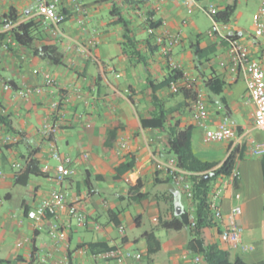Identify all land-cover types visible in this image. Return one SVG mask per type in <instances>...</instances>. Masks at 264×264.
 Instances as JSON below:
<instances>
[{
    "label": "crops",
    "instance_id": "crops-1",
    "mask_svg": "<svg viewBox=\"0 0 264 264\" xmlns=\"http://www.w3.org/2000/svg\"><path fill=\"white\" fill-rule=\"evenodd\" d=\"M42 1H56L58 12L66 16L58 28L43 20L38 41L60 46L65 51L63 64L52 65L34 56L31 49L0 39V116H6L15 129L0 123V133L20 136L16 144L0 145V260L4 264H36L39 257L53 252L45 264L63 255L70 257L71 264H207L203 248L215 244L228 251L231 259L241 257L249 264H264V156H255L250 150L254 143L264 142V132L254 125L255 106L249 100L245 78L230 71L226 44L207 34L211 27L201 31L193 19L202 11L195 2L203 5L205 0H151L142 9H150L154 20L161 21L159 32L181 34L171 54L184 76L178 83L184 86L188 80L191 88L178 93H173L170 85L158 87L172 69L160 46L148 49L143 21L124 7L123 0L114 1L131 20L136 37L143 40L140 50L145 62L122 54L123 29L112 24L110 15L113 0H0V17L15 8L20 22L27 21L37 17V5ZM211 2L222 9L235 0ZM78 6L86 12L78 11ZM228 25L264 64V50L254 37L244 38L237 25L230 21ZM92 40L95 45H90ZM80 45L88 46L90 54L80 53ZM43 71L50 72L58 85L45 87L27 99L19 97V89L44 85ZM4 83L12 89L5 90ZM195 91L206 95L210 113L207 126L214 128L227 121L237 131L234 140H206L204 126L193 120ZM66 96L70 99L64 106L61 129L48 140L41 134L42 124L52 118V101ZM161 108L165 126H192L193 151L203 161L223 162L234 146L245 149L237 184L225 186L223 178L215 184L222 188L217 199L222 217L203 228L199 236L190 226L180 230L160 227L163 220L186 215L191 221L195 215L192 200L167 172L156 168L157 161L172 156L166 132L142 124ZM51 142L75 161L74 175L63 182L55 178ZM86 152L88 159L83 157ZM28 156L38 160L42 175H33L26 185H20L16 176ZM131 162L133 166L128 168ZM57 190L85 209L86 221L79 224L62 214L57 219L49 217L36 229L27 213ZM236 206L242 208L237 222L243 229V240L254 246L249 252L231 248L221 239V232L230 223L229 212ZM111 211L118 213L123 234L111 220ZM56 220L68 235L67 251L55 249L48 235L49 225ZM97 225L100 228L96 229ZM151 230L161 242V249L153 255L142 237ZM20 241L22 246H18ZM117 249L139 252L142 259L125 257L119 262L96 257Z\"/></svg>",
    "mask_w": 264,
    "mask_h": 264
},
{
    "label": "built area",
    "instance_id": "built-area-1",
    "mask_svg": "<svg viewBox=\"0 0 264 264\" xmlns=\"http://www.w3.org/2000/svg\"><path fill=\"white\" fill-rule=\"evenodd\" d=\"M196 6L204 11L211 20V28L207 32L209 36L218 37L224 42L228 48V56L230 63V71L232 73L241 74L246 81L247 92L249 100L254 104V125L258 129L264 132V64L261 60L256 58L250 48L242 41L241 37L237 35L235 31L229 30L228 23H223L217 20L216 15L220 11V8L211 2L207 5H202L200 2H195ZM37 16H40L45 22H48L58 28L66 20V16L58 12L56 1H42L37 5ZM78 11L85 13L83 7L78 6ZM137 15L142 21L149 19V15L146 10H138ZM19 22H14L8 17H4L0 20V34L8 33L18 25ZM253 37L264 50V0H261L257 12L253 18ZM147 33L153 35L154 42L160 46L162 54L166 57L168 64L172 71H181V66L176 63L172 57V49L175 45L179 44L181 40L180 33H171L168 31L159 32L158 28L148 26ZM10 42L14 40L8 39ZM96 41H90V45H95ZM80 53L89 55L90 48L86 45H80L78 47ZM44 85L43 86H26L25 88L17 90V95L21 98H29L33 93H41L45 87H54L58 85V80L48 71H43ZM184 76H182L183 78ZM185 85L181 86L178 81H172L170 88L173 93H178L183 88H191V84L188 80L185 81ZM5 90H11L12 87L9 83H4ZM70 96H66L63 100H53L51 103L52 118L43 122L41 127V134L44 138L51 140L61 129L62 117L64 116V106L67 105ZM210 113L208 109L206 95L202 91H197L193 100V120L200 126L205 128V137L207 141L219 142V141H232L237 136L235 127L227 121H221L214 128L207 126ZM20 140L18 134L13 133H0V145H12L16 144ZM51 157L56 160L55 166V178L58 182H63L65 179L71 177L75 173L74 159L69 154L61 153L57 146L51 142ZM251 153L255 156H264V142L254 143L251 148ZM85 159L89 158V153L83 155ZM19 166V165H18ZM156 168L167 172L175 184L186 193L188 198L192 199L191 186L189 181V174L178 167L176 158L171 157L157 161ZM240 170H235L230 177H225L224 185H232L235 179L240 178ZM0 175L3 176V172L0 171ZM222 188L220 186L214 187L210 194L211 210L214 219L222 217V209L217 204V199L221 194ZM242 213V208L236 206L229 212L230 223L221 232V239L224 243L228 244L231 248L239 249L244 252H249L254 249V246L245 243L243 240V229L238 224L237 218ZM62 214H66L75 222L81 224L87 219L85 209L78 202H71L68 200L66 194L60 190L52 192L51 196L43 200L35 208L27 213V217L33 221L36 229H41L43 224L49 217L58 218ZM192 225L195 224V215L191 217ZM100 228L99 225L96 229ZM120 232L123 234L125 228L123 225L119 227ZM48 235L52 241L53 246L57 250L69 249V240L66 230L58 220L51 223L48 227ZM23 241L18 242V246H22ZM53 252H49L46 255L39 257L36 264H45L53 257ZM96 257L100 259L116 258L119 262H123L125 257H132L137 260L142 259L141 253H130L122 251L121 249L105 251L98 253ZM200 261V257L196 258ZM71 264V259L68 255H63L56 262L52 261L50 264ZM25 264H31L26 262Z\"/></svg>",
    "mask_w": 264,
    "mask_h": 264
},
{
    "label": "trees",
    "instance_id": "trees-1",
    "mask_svg": "<svg viewBox=\"0 0 264 264\" xmlns=\"http://www.w3.org/2000/svg\"><path fill=\"white\" fill-rule=\"evenodd\" d=\"M150 1L151 0H123V5L127 7V10H133L137 13L138 10L147 8ZM235 8V3L226 5L224 8L220 9L216 15L217 20L228 23L235 12ZM145 10L149 15V19L143 21V28L145 31H147L148 26L158 28L161 25V21L154 20V13L150 9ZM110 15L112 17V24L121 25L123 29L122 40L120 42L122 54L126 55L129 59L145 62V56L140 50V44L143 40L136 37L135 30L131 25V20L125 16L122 6H119L114 0ZM4 17H8L14 22L19 23L10 32L1 33V40H14L18 46L31 49L34 56H38L52 65H61L64 63L65 51L60 46L55 43H38L39 33L43 28V19L40 16L20 22L17 10L11 8L8 13L0 17V20ZM144 41L147 42V47L151 51L159 46L154 42L153 35L151 34H148ZM181 77V71L177 73L171 71L169 76L158 84V87L170 85L172 81H176ZM210 82H208V85H210ZM182 90L183 89H181V91ZM196 92L197 91L194 93L195 96ZM0 123L8 127L9 130L15 132L14 127L6 116H0ZM164 123L165 113L162 108L157 115L142 121V124L145 126L162 128L166 132L169 152L176 158L178 167L189 174L192 192L191 200L195 212V224L192 225L186 215H182L175 216L171 220L161 221L160 227L167 230H180L183 227L190 226L195 235L199 236L203 228L214 224L210 194L216 182L220 178L230 177L235 170L239 169L240 162L244 159L245 149L239 145L234 146L223 162L203 161L198 158L193 151L192 126L181 128L179 124L165 126ZM112 133L113 131H110V134ZM132 166V162L127 164L128 168H132ZM33 175H42V171L38 160L32 156H28L19 170L15 181L17 184L26 185ZM238 180L239 179H235L233 184L236 185ZM141 196H145V194H141ZM110 218L117 226H120L117 212L111 211ZM142 237L148 245V253L150 255L156 254L161 249L160 239L154 230L145 231ZM203 256L207 264H249L241 257L231 259L228 251L215 244L204 247ZM4 263V260H0V264Z\"/></svg>",
    "mask_w": 264,
    "mask_h": 264
},
{
    "label": "rangeland",
    "instance_id": "rangeland-1",
    "mask_svg": "<svg viewBox=\"0 0 264 264\" xmlns=\"http://www.w3.org/2000/svg\"><path fill=\"white\" fill-rule=\"evenodd\" d=\"M260 2L261 0H235L234 2L236 8L230 19V23L231 25H237L241 29L244 38L253 37V18L258 10ZM204 4H209V0H205L203 2V5ZM193 19L201 31H207L212 25L209 16L204 11H198ZM101 221H106V218H102Z\"/></svg>",
    "mask_w": 264,
    "mask_h": 264
}]
</instances>
